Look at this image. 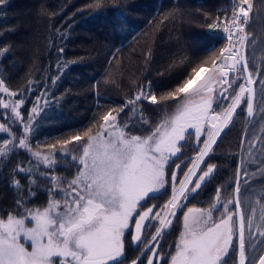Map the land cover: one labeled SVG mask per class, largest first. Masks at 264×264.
I'll use <instances>...</instances> for the list:
<instances>
[{"label":"snow or ice","instance_id":"obj_1","mask_svg":"<svg viewBox=\"0 0 264 264\" xmlns=\"http://www.w3.org/2000/svg\"><path fill=\"white\" fill-rule=\"evenodd\" d=\"M8 2L0 0V8ZM229 5L230 10L227 6L217 9L215 16L203 13L204 50L210 55L202 59L184 55L178 69L191 67L174 88L157 95L159 85L145 77L134 83L119 106L103 110L97 81L92 86L96 97L92 122L73 135L36 139L42 128L59 126L56 117L68 98L76 95L70 87L57 94L67 71L83 62V58L66 60L63 55L73 24L63 30L56 27L53 34L50 20L47 49L51 50L54 41L61 42L56 59L16 91L10 90L0 69V109L6 110L0 135L7 137L0 141V170L12 155L23 151L28 156L27 163L18 161L9 172V187L16 199L11 210H0L7 213L0 215V264H142L145 250L153 243L156 247L149 249L152 255L147 264H162L158 249L164 236L178 212L202 195L221 171V165L209 161L223 134L241 115L244 135L234 177L217 185L209 201H198L208 207L193 206L184 212L182 231L168 264H228L229 260L232 264H264V183L253 186L257 180L264 181V37L248 30L254 7L256 16L264 15V7H257L254 0H229ZM131 6L130 0H93L77 12L87 11L84 19H89L111 8L124 17ZM65 7L51 16L61 15ZM76 14L68 18L73 23ZM2 18H6L5 11H0ZM169 21L183 23L178 0L156 22L155 31H162L161 26ZM154 22L155 18L149 20V25ZM15 30L6 28L0 37ZM218 41L223 44L214 50ZM154 45L155 39L144 54L145 72L154 59ZM258 46L260 56H256ZM11 50V43L0 46V63ZM115 58L114 53L110 65ZM10 66L15 67L14 60ZM104 83L116 81L106 77ZM29 100L32 106L25 118L23 110ZM146 106L160 117L154 126ZM17 127L22 129L19 134ZM189 145L195 154L181 160ZM68 165L75 168L71 179L56 174L60 167L68 171ZM18 175L27 178L26 184ZM169 187L171 194L162 205L144 207ZM229 188L232 193L224 199ZM40 191L48 194L46 205L27 207ZM156 224L144 244L145 232ZM129 244L140 248L130 262Z\"/></svg>","mask_w":264,"mask_h":264},{"label":"trees","instance_id":"obj_2","mask_svg":"<svg viewBox=\"0 0 264 264\" xmlns=\"http://www.w3.org/2000/svg\"><path fill=\"white\" fill-rule=\"evenodd\" d=\"M173 2L174 0H130L132 6L127 9L124 17L117 14L118 10L110 8L106 13L92 16L89 19H84L87 11L78 13L77 10L92 4L93 0H9L6 6L0 8V11L6 12V18L0 19V32L6 28L16 29L14 32L5 33L0 37V46L6 43L12 45L11 55L0 63V69L7 78L6 83L10 90L16 91L34 73H37V70L43 74L49 61L54 63L57 48L61 42L56 40L51 50L47 49L50 20L53 24V34L56 27L63 30L67 29L69 24H73L63 55L66 60L83 58L82 63L73 65L67 71L59 86L57 94L69 87L76 94L68 98L63 105L61 114L56 117L59 126L42 128L36 136L37 140L43 139L45 135L59 136L61 133L73 135L76 131L84 130L89 126L92 122L91 117L95 111L96 103L95 91L92 86L97 81L100 82L99 91L103 96L101 100L105 106L103 110H107L108 107L119 106L123 99L132 92L134 83L145 79V77L147 80H151L154 85H159L155 89L157 95L166 93L180 83L190 70L191 66L183 70L177 67L184 55L194 54L196 58L200 59L210 55L204 50L206 24L203 13L210 12L215 16L217 9L225 7L224 1L178 0L183 11V23L177 24L169 21L161 26L162 31L157 33L155 31L156 22L173 6ZM161 4L163 7H159ZM254 4L257 7H263L264 0H254ZM62 6H66L62 14L52 17L51 13L59 11ZM158 8L160 15H157ZM255 12L256 8L254 7L253 19L248 30L253 26L255 28V25H259L262 21L264 22L263 15L256 16ZM73 13H77L74 17L76 23H73L72 19H68ZM154 18L155 22L149 25V20ZM177 35L180 36L179 42L176 40ZM154 39V59L147 66L145 72L144 54L150 47H153ZM220 46L221 42L218 41L214 50ZM117 49L120 51L117 52ZM133 50L135 51L133 52ZM114 53L116 58L111 61L110 65L109 60ZM13 60L15 67L10 66ZM51 74L55 75V72L51 71ZM106 77L114 79L116 83L106 85L104 83ZM36 79H40V76L37 75ZM48 82L50 84L51 80L49 79ZM31 106L32 103L29 100L23 110L25 118H27V112ZM145 110L151 118L153 126L159 122L160 117L155 111L147 106ZM128 114L126 111L124 117L126 118ZM3 117V112L1 113L0 109V119L3 120ZM242 121L243 115L236 119L230 129L226 130L223 138L215 146L214 159L209 162L221 165V171L202 195L187 202L183 211L190 206L208 207L207 203H199L198 201H209L210 197L214 196L217 185L227 182L230 176L234 177L242 137L241 129L244 128ZM15 131L19 134L21 129L17 127ZM148 131L150 129L144 133H148ZM32 143L35 145V140ZM230 153L235 155L230 156ZM194 154V150L189 145L180 159H184V156L191 157ZM18 161L27 163L28 156L23 151L18 156L12 155L11 159L0 170V210H11L15 206L16 196L13 189L9 187L11 179L9 172L16 167ZM189 162L191 161L189 160ZM172 167L174 168L175 164ZM186 167L187 165L184 166L185 170ZM63 169L64 167L58 168L56 174H65ZM182 174L180 175L182 176ZM17 178L26 184V177L18 175ZM258 182L264 183L260 180ZM41 183H47V181H41ZM231 193L232 189L229 188L228 192L223 194V198L228 199ZM170 194L171 187L158 200H149L144 207L146 208L153 203L162 205ZM47 200V192L40 191L37 197L26 206L29 208L43 206ZM183 211L178 212L172 229L164 236L158 249V254L163 257L162 264H168V258L175 250V242L182 227ZM0 215L6 216L7 213L0 212ZM154 229L155 225L150 231L145 232L144 244L148 243L150 235L155 232ZM128 241H131V233L128 235ZM151 246L156 247V244L153 243ZM140 247L142 248L143 244ZM138 254H140V248H133L129 244L127 261L130 262ZM146 254L141 258L142 264L147 263ZM228 264H232L231 260Z\"/></svg>","mask_w":264,"mask_h":264},{"label":"rangeland","instance_id":"obj_3","mask_svg":"<svg viewBox=\"0 0 264 264\" xmlns=\"http://www.w3.org/2000/svg\"><path fill=\"white\" fill-rule=\"evenodd\" d=\"M263 7H264V5H263ZM263 19H264V15H263ZM254 30H256L255 32H254ZM249 31H251V32H253L256 36L259 34L261 37H264V22L262 21L259 25L257 24V25H255V28H254V26L253 27H251V29L249 30ZM260 54H261V49H260V47L258 46L257 47V51H256V56H260ZM237 87V89H238V85L236 86ZM235 93L233 92V95H234ZM6 98V97H5ZM245 106V108H246V104L244 105ZM218 111H219V109H217ZM3 112V115H5L6 114V110H3V109H1V113ZM0 122H4V120H1L0 119ZM22 130V129H21ZM133 134H140V133H138V132H134ZM144 135H147L148 133H143ZM244 134L242 133V136H243ZM1 138H7L6 136H4V135H0V141H1ZM241 141V140H240ZM239 150H241V142H240V148L238 149V154H239ZM191 162H189V164H190ZM188 166V165H187ZM68 168H69V170L68 171H65L64 173H65V175L66 176H68V178L69 179H71V176L75 173V168L74 167H72L71 165H68ZM186 169H187V167H186ZM63 170H65V168L63 169ZM250 170L251 171H254L255 170V168L253 167V166H250ZM183 175V174H182ZM234 182V181H233ZM263 183V182H262ZM261 183V184H262ZM261 184L258 182V180L256 181V183L253 185L254 187H257V188H259L260 186H261ZM57 198H59V197H57ZM47 203V202H46ZM46 205V204H45ZM190 207H193V206H190ZM147 208V207H146ZM189 208V207H188ZM188 208H186L184 211H183V214H182V217H181V226L183 227V215H184V212H186L187 211V209ZM143 209H141V211H142ZM218 215V214H217ZM28 226H31V224L29 223L28 224ZM158 226V224H156L155 225V229H154V231L156 230V227ZM182 227H181V231H182ZM133 228H134V221H133ZM181 231H180V233H181ZM154 233V232H153ZM179 233V234H180ZM21 242H24L23 241V239L21 240ZM26 246H28L29 247V250H31L30 249V246H29V244H26ZM175 251V250H174ZM174 253V252H173ZM170 258V257H169Z\"/></svg>","mask_w":264,"mask_h":264},{"label":"flooded vegetation","instance_id":"obj_4","mask_svg":"<svg viewBox=\"0 0 264 264\" xmlns=\"http://www.w3.org/2000/svg\"><path fill=\"white\" fill-rule=\"evenodd\" d=\"M244 107H245V106H244ZM242 123L245 124L244 118H243ZM257 127H259V125H258ZM241 130H242L241 133L244 134V128L241 129ZM239 148H240V146H239ZM245 151H246V147H245ZM240 153H241V150H239V154H238L237 161L240 159ZM236 164H237V162H236ZM235 168H236V165H235ZM151 236H152V234L150 235V239H151ZM151 247H155V246H151V245H150V246H149V249H150ZM149 249H146V250H145V252L147 251V254H146V255H147V259H148V256H149V255H152V253H151V251H150ZM138 255H139V254H138Z\"/></svg>","mask_w":264,"mask_h":264},{"label":"built area","instance_id":"obj_5","mask_svg":"<svg viewBox=\"0 0 264 264\" xmlns=\"http://www.w3.org/2000/svg\"><path fill=\"white\" fill-rule=\"evenodd\" d=\"M224 1H225V7L226 6L229 7V10H230L229 0H224ZM220 14L223 15V13H220ZM221 44H223V41H221Z\"/></svg>","mask_w":264,"mask_h":264},{"label":"water","instance_id":"obj_6","mask_svg":"<svg viewBox=\"0 0 264 264\" xmlns=\"http://www.w3.org/2000/svg\"><path fill=\"white\" fill-rule=\"evenodd\" d=\"M147 264V263H146Z\"/></svg>","mask_w":264,"mask_h":264}]
</instances>
